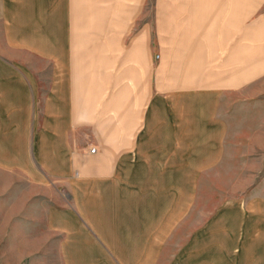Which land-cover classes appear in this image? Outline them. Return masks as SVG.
<instances>
[{
  "label": "crops",
  "instance_id": "0c3cea01",
  "mask_svg": "<svg viewBox=\"0 0 264 264\" xmlns=\"http://www.w3.org/2000/svg\"><path fill=\"white\" fill-rule=\"evenodd\" d=\"M141 5L0 0V172L61 264H264V178L220 195L264 159V0H170L157 43Z\"/></svg>",
  "mask_w": 264,
  "mask_h": 264
},
{
  "label": "rangeland",
  "instance_id": "374dc122",
  "mask_svg": "<svg viewBox=\"0 0 264 264\" xmlns=\"http://www.w3.org/2000/svg\"><path fill=\"white\" fill-rule=\"evenodd\" d=\"M168 2L170 0H141L136 29L149 26L155 43L159 35H165V4ZM244 155V145H237L236 171L241 174L222 176V200L244 197L251 184L264 178L261 153H254L256 159L252 162L247 160L256 171L253 176L245 175ZM27 189L21 177L0 172V264H61L58 238L47 232L44 225L46 201H34L33 193Z\"/></svg>",
  "mask_w": 264,
  "mask_h": 264
},
{
  "label": "built area",
  "instance_id": "2783aa9c",
  "mask_svg": "<svg viewBox=\"0 0 264 264\" xmlns=\"http://www.w3.org/2000/svg\"><path fill=\"white\" fill-rule=\"evenodd\" d=\"M93 152H94V150H91V151H90V153H93Z\"/></svg>",
  "mask_w": 264,
  "mask_h": 264
}]
</instances>
